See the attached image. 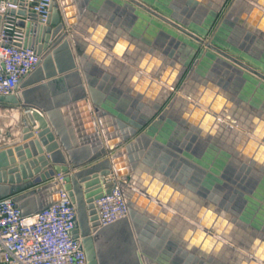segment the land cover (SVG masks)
<instances>
[{"label": "water", "instance_id": "1", "mask_svg": "<svg viewBox=\"0 0 264 264\" xmlns=\"http://www.w3.org/2000/svg\"><path fill=\"white\" fill-rule=\"evenodd\" d=\"M230 1L59 0L61 8L55 2L50 26L28 29L36 37L26 46L39 55L46 50L40 66L20 92L0 97V107L25 115L21 142L0 149V199L12 197L22 217H31L59 199V185L36 186L67 174L77 213L74 237L82 239L87 264H264V127L234 130L224 108L199 97L200 115L192 122L174 116L177 104H187V83L195 81L214 96L251 106L264 121V31L241 20L240 0ZM82 16L141 40L176 69V83L149 82L161 88L157 102L143 84H117L119 55L104 44L111 53L98 48L77 26ZM220 127L243 148L219 146ZM108 174L121 179L129 213L92 231L87 203ZM173 193H192L206 213L168 212ZM237 232L249 238L239 247L244 253L230 245Z\"/></svg>", "mask_w": 264, "mask_h": 264}, {"label": "built area", "instance_id": "2", "mask_svg": "<svg viewBox=\"0 0 264 264\" xmlns=\"http://www.w3.org/2000/svg\"><path fill=\"white\" fill-rule=\"evenodd\" d=\"M55 2L61 8L59 0H0V97L20 92L24 80L40 66L46 50L39 55L26 46L36 37L28 29L31 25L49 27ZM66 177L59 173L49 181L60 186L59 199L31 217H22L12 197L0 199V264H87L82 239L74 237L77 213L73 196L66 189ZM99 180L93 187L97 193L87 203L92 231L129 213L119 186L121 179L108 174ZM108 183L115 186L107 190L104 186Z\"/></svg>", "mask_w": 264, "mask_h": 264}, {"label": "crops", "instance_id": "3", "mask_svg": "<svg viewBox=\"0 0 264 264\" xmlns=\"http://www.w3.org/2000/svg\"><path fill=\"white\" fill-rule=\"evenodd\" d=\"M233 1V0H232ZM230 1V3L232 2ZM238 5V14L242 21L248 23L251 26L260 27L264 31V0H240ZM78 27L86 32L87 34H92L96 39L98 48L101 50L111 53L108 48L100 46L104 44L107 47H110L114 52L119 55V58L114 57L119 65L113 67V71L116 74L117 84L119 85H141L143 84L145 95L154 102L159 101L161 96V88H149V82H154L155 85L169 86L173 85L177 81V71L169 64H165L160 58L156 55L148 52V49L141 40L136 43L130 37H125L124 35H118L116 32H108L100 24H96L93 19L89 16H82L80 22L77 23ZM68 31L73 33L75 36L80 38L82 42H87L88 44H96L86 37V35L74 32V28L67 27ZM72 52L74 56H77L75 53V48L71 45ZM134 70V71H132ZM143 71V72H142ZM136 72L144 74L143 78H138ZM145 73H149L148 75ZM152 74V75H150ZM160 77V78H159ZM151 79L152 81H149ZM188 84V97H182L185 103H180L175 106L174 116L176 118L184 119L188 122L200 115L199 109L196 108L198 104L195 103V98L199 97L202 100L212 101L224 108V116L230 118L235 124L232 126L234 130L248 133L249 130H256L258 127L263 129L264 121H262L256 113V110L249 105L242 104H232L228 102L225 98L214 96V94L206 89L203 85H200L198 82L187 83ZM169 90V89H167ZM149 91V93H148ZM174 96H180L178 92H174ZM172 99V98H171ZM170 99V100H171ZM170 102V101H169ZM168 102V103H169ZM167 103V104H168ZM200 108V107H199ZM5 111V113H13L14 111L18 112L14 123H18L17 130L11 135L10 133L5 134L6 140L0 143V148H9L15 147L21 142L22 130L24 128V111L22 109H12L0 107V112ZM13 115V114H12ZM15 116V115H13ZM224 122L228 123V120L224 119ZM218 134L219 146L222 148H233L240 150L243 148V142L233 135L232 132L227 131L225 128H218L216 135ZM47 156V155H46ZM19 160V159H18ZM33 160V159H32ZM50 180L43 182L36 186V188L48 184ZM167 194V191L164 190V194ZM173 196L176 197L174 200V206L168 208V212L177 215H186V214H201L206 213V208L200 203L196 202L195 195L190 193L188 196H182L181 194L173 193ZM241 231V229H237ZM245 233H248L246 230H242ZM236 233L235 239L236 243L230 244L233 247L246 246L249 242V238L245 237L246 234ZM247 236L252 237L251 234ZM245 239V243H243ZM252 244V243H251ZM241 252L243 250L239 249ZM244 253V252H243Z\"/></svg>", "mask_w": 264, "mask_h": 264}, {"label": "rangeland", "instance_id": "4", "mask_svg": "<svg viewBox=\"0 0 264 264\" xmlns=\"http://www.w3.org/2000/svg\"><path fill=\"white\" fill-rule=\"evenodd\" d=\"M12 114L5 113V111L0 112V143L7 139L6 132L12 135L19 126L18 123H14V120L18 117V112L14 111Z\"/></svg>", "mask_w": 264, "mask_h": 264}]
</instances>
